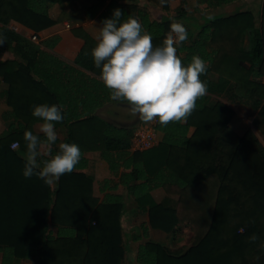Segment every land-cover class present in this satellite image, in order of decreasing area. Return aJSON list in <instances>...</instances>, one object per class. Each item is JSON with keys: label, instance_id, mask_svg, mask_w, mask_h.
<instances>
[{"label": "trees", "instance_id": "trees-1", "mask_svg": "<svg viewBox=\"0 0 264 264\" xmlns=\"http://www.w3.org/2000/svg\"><path fill=\"white\" fill-rule=\"evenodd\" d=\"M236 1L197 3L215 9ZM80 2L0 0V55L8 50L16 55L0 65V76L10 86L7 101L19 122L0 134L1 264H124L129 198L136 210L148 215V222L131 234L133 241L148 239L139 248L138 264H264V143L253 129L242 136L232 129L235 110L223 100L210 103L218 95L248 106L264 126V82L256 79L264 77V0L259 20L248 10L211 16L195 27L182 7L176 15L153 19L134 0L82 3L89 18L111 19L115 9L121 10V20L138 17L154 46L162 44L173 22L181 23L187 40L176 45L177 55L185 65L194 55L208 65L200 77L207 83V95L198 99L185 122L166 127L158 123L163 139L144 152L130 149L135 130L96 115L108 103H127L113 100L100 81L91 57L96 41L90 34L78 32L85 45L71 65L44 49H54L59 36L37 44L10 28L17 22L40 33L67 17L54 18L55 6L66 15ZM162 3L169 8L170 0ZM40 104L62 107L64 119L55 128L67 127L64 143L77 144L82 154L75 170L55 186L22 174L24 132L38 134L34 127L41 121L32 116V107ZM14 142H19L17 150L12 149ZM91 151L102 153L126 195L107 193L103 200L95 196L94 179L85 172L84 155ZM113 182L105 180L101 190L117 189ZM158 188L179 200L156 201L152 192ZM151 229L166 233L171 244L152 240ZM188 230L193 231L191 244L176 246ZM253 235L258 239L250 242Z\"/></svg>", "mask_w": 264, "mask_h": 264}, {"label": "clouds", "instance_id": "clouds-1", "mask_svg": "<svg viewBox=\"0 0 264 264\" xmlns=\"http://www.w3.org/2000/svg\"><path fill=\"white\" fill-rule=\"evenodd\" d=\"M121 16V10L115 9L111 19L95 28L91 57L99 69L100 81L113 100L126 102L130 113L144 121L155 120L165 127L185 122L195 111L198 99L208 92L207 83L200 79L207 72V63L194 55L185 65L177 55L176 45L187 40L186 28L173 22L162 44L154 46L151 34L144 31L138 17L121 20ZM32 116L41 124L38 134L24 132L26 160L22 174L25 178L36 176L51 185L75 170L81 150L75 143L64 142L54 150L58 140L55 125L64 119L61 106L34 105ZM257 239L253 235L249 241Z\"/></svg>", "mask_w": 264, "mask_h": 264}, {"label": "crops", "instance_id": "crops-1", "mask_svg": "<svg viewBox=\"0 0 264 264\" xmlns=\"http://www.w3.org/2000/svg\"><path fill=\"white\" fill-rule=\"evenodd\" d=\"M250 2L247 4L246 0H239L234 3L233 5H237L239 7H245L247 10L242 11H248L250 9H254L255 5H257L256 0H249ZM232 4H228V11L229 6ZM262 9V7H261ZM252 11V10H250ZM74 13V12H73ZM229 13V12H228ZM52 14V13H51ZM234 14V13H233ZM86 20L85 22H79L77 21L75 24L73 17H65L66 19L59 22L58 24L52 26L49 29H46L40 33H37L38 35V41L35 42L37 44L41 43L45 39H49L51 37L59 36L60 40L58 44L55 46L54 49H48L44 48L47 52L52 53L59 57L61 60L71 64L75 65V60L79 53L82 51L85 45V41L82 37L78 35V32L80 31H86L88 34H90L93 38L96 35L95 28L101 27V20L97 16L95 18H89L84 13ZM232 15V14H230ZM229 16V15H228ZM54 17V16H53ZM57 18V17H56ZM68 19H71V21H67ZM10 28L14 29L16 28L22 35L29 38L34 31L24 27L23 25L17 23V22H11ZM16 55L14 52L8 50L3 52L0 55V65L3 62L15 60ZM90 73V72H89ZM91 74V73H90ZM93 75V74H92ZM257 80H261L264 82V77L256 78ZM9 84L6 83L2 76H0V134L5 133L9 131L12 127H18L19 122L14 118L13 116V108L8 105L7 101V91L9 90ZM130 106L128 104H121V103H108L104 107L100 108L96 115L99 116L104 121L111 122L119 127H125L135 130L139 125H141L142 119L139 118V116L132 115L130 113ZM236 123V124H235ZM41 123H38L35 125V131L38 133V128ZM231 127L235 132L239 135H244V131H239L243 125H240L239 122L232 121ZM194 129H192L193 131ZM57 134H58V143L54 146V150L58 148V144L61 142H64L68 135V128L67 127H60L56 128ZM160 140L163 139L164 134L162 132H159ZM84 157L88 160V167L85 170V172L90 175L94 179V189H95V196L99 197L101 200L104 199L105 195L107 193H115V194H121L126 195V188L123 185H118L119 183V176L114 175L108 166V163L102 158V153L100 151H91L86 152ZM124 171V169H122ZM107 179H114L113 182V188L118 185V188L113 190L111 188H108L105 191L101 190V184L107 180ZM56 182L52 184V186H55ZM152 195L154 199L158 202H163L169 198L178 197L176 195H169L164 188H158L152 192ZM174 202V200H172ZM128 215L125 218L126 221V227L127 231L130 234V238L126 240V246L128 248L126 261L124 264H138L137 263V254L139 251V248L142 244H144L148 239H143L142 241H133L131 239V234L134 227L136 225L130 226L132 223H137V226H141V224L148 222V215L136 210V206L134 204V200L132 198L128 199ZM139 230L135 231L138 232ZM55 232H57V229H55ZM134 232V233H135ZM164 233L160 230L151 229L150 230V238L152 240H155L153 238L154 233ZM166 234V233H165ZM168 237V235L166 234ZM157 241V240H155ZM158 242V241H157ZM167 245V244H165ZM132 254V256H130ZM2 261V259H1ZM29 260L24 261V264H27ZM22 263V264H23Z\"/></svg>", "mask_w": 264, "mask_h": 264}, {"label": "rangeland", "instance_id": "rangeland-1", "mask_svg": "<svg viewBox=\"0 0 264 264\" xmlns=\"http://www.w3.org/2000/svg\"><path fill=\"white\" fill-rule=\"evenodd\" d=\"M91 1L95 2V0H81L79 6H77L78 8L73 7V9H67L66 15H62V12H64V11H62L60 6H55L51 11L52 16H54V18L59 17V16L73 17L72 20H74V22H72L71 19L67 20V21H71L73 24H75L77 21L85 22L87 20H86V17L84 15L85 9L82 8V6H83L82 3L85 2L86 4H88ZM122 1L126 2V0H122ZM130 1L131 0H128V2H130ZM134 1L139 3L140 7L147 10L153 19H161L163 16H166L167 14L176 15V10L178 8L182 7L184 9H186V11L188 13L189 24L191 25V27H195L198 24H202L204 22L205 18H208L211 16H228L230 14H233V13H236V12H239L242 10H247L245 7V4H244V7H242V9H241V7L237 6L238 4L237 5L232 4L231 6H229V11H228V5L223 6V7H219V8H215V9H210V8H207L206 6L199 5L197 3V0H170V4H169L168 9L164 8L163 3L160 0H134ZM256 1L258 4L255 5L254 9H250V10H252L255 13L256 18H258V20H259L260 19V13H261V7L263 5V0H256ZM249 2H250L249 0H246L247 4ZM220 100H223L225 103H227L230 107H232L235 110V116H234L232 121L233 122H234V120H235V122L238 121L240 125H243V127L239 131H242V132L244 131V133H245L247 130L253 129L256 132V134L259 136L261 141L264 143V126L258 122L257 111L253 110L252 108H250L248 106L231 103V102L225 100L224 98H222L218 95H212L210 103H211V105H214L216 102H218ZM141 122H142L141 125L144 123H149V122L144 121V120ZM167 199H170L171 202H172V200H174L173 203H175L176 201L179 200V197H174L173 199L167 197ZM132 225H133V227H134V225H136L134 227L132 233L139 230V226H137L136 222L133 224L132 223L130 224V226H132ZM192 236H193L192 230L186 231L184 233V237H183L181 243L177 244L176 246L190 245ZM153 238H155V240H157L158 242H160L162 244H167V245L171 244L169 237H167L165 233H157L156 232V233H154ZM130 256H132V254ZM1 259H2V255H0V264H1ZM23 262L24 261H22V263ZM27 264H35V263H34V261L29 260L27 262Z\"/></svg>", "mask_w": 264, "mask_h": 264}, {"label": "built area", "instance_id": "built-area-1", "mask_svg": "<svg viewBox=\"0 0 264 264\" xmlns=\"http://www.w3.org/2000/svg\"><path fill=\"white\" fill-rule=\"evenodd\" d=\"M14 30L19 32L16 28H14ZM29 38L34 42L38 41L37 33H33L31 36H29ZM157 125L158 123L154 120L149 123H144L135 129L132 139V146L130 148L132 152L148 151L160 144L161 140L158 136L159 131L157 129ZM19 146V142H14L12 144V149L17 150Z\"/></svg>", "mask_w": 264, "mask_h": 264}]
</instances>
